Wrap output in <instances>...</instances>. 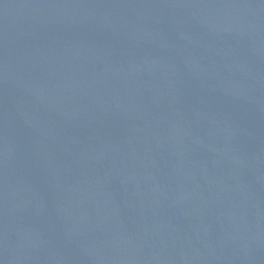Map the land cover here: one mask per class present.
Instances as JSON below:
<instances>
[{
	"label": "water",
	"instance_id": "1",
	"mask_svg": "<svg viewBox=\"0 0 264 264\" xmlns=\"http://www.w3.org/2000/svg\"><path fill=\"white\" fill-rule=\"evenodd\" d=\"M37 264H264V0H110Z\"/></svg>",
	"mask_w": 264,
	"mask_h": 264
}]
</instances>
